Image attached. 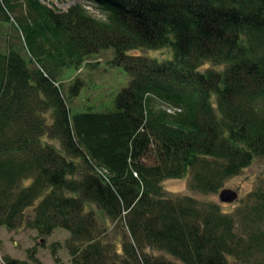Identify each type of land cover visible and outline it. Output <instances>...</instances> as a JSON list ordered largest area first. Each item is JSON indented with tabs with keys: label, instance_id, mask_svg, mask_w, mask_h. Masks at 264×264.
<instances>
[{
	"label": "trees",
	"instance_id": "trees-1",
	"mask_svg": "<svg viewBox=\"0 0 264 264\" xmlns=\"http://www.w3.org/2000/svg\"><path fill=\"white\" fill-rule=\"evenodd\" d=\"M73 1L0 0V228L66 230L73 264H264V182L234 215L163 189L190 174L216 194L264 158V0ZM107 50L128 85L74 111L67 73ZM88 205L122 228L121 252Z\"/></svg>",
	"mask_w": 264,
	"mask_h": 264
},
{
	"label": "rangeland",
	"instance_id": "rangeland-1",
	"mask_svg": "<svg viewBox=\"0 0 264 264\" xmlns=\"http://www.w3.org/2000/svg\"><path fill=\"white\" fill-rule=\"evenodd\" d=\"M84 1V0H83ZM51 5H56L58 9L64 11L74 4L73 0H48ZM86 9L98 18L104 17L102 10L95 8L93 4L85 1ZM136 54L149 58H156L159 61L168 60L172 57L169 48L161 50L137 51ZM113 52L103 51L90 57L86 65L81 69L68 72L63 81L67 89L76 80L82 82L80 95L71 100V108L77 112H85L88 108H94L96 111L105 110L113 106L118 93L129 83V77L121 68L113 67L110 61L113 59ZM213 66L210 63L202 67L204 72ZM60 149V144L56 141H48ZM264 182V158L255 157L250 166L243 169L236 177L226 181L223 187L216 194H201L191 188V175L187 174L183 179H171L163 182V189L168 196L191 197L200 203H212L220 207L225 214L234 215L235 212L243 206L250 193L261 187ZM229 189L237 193L238 198L232 204L221 203L219 194L222 190ZM88 210L95 212L97 219L105 229L109 241L117 245L121 252L122 246V228L115 221L106 219L104 214L94 205H88ZM34 208L27 210V216L32 217ZM25 220L21 228L10 231L5 227L0 228V264H4V258L10 257L16 260L25 261L27 264H73L70 255L65 248V242L70 234L63 229H56L50 236H42L37 229L27 226ZM153 257H163L169 261L174 259L163 252L148 249L146 251ZM33 256L34 259H31Z\"/></svg>",
	"mask_w": 264,
	"mask_h": 264
},
{
	"label": "water",
	"instance_id": "water-1",
	"mask_svg": "<svg viewBox=\"0 0 264 264\" xmlns=\"http://www.w3.org/2000/svg\"><path fill=\"white\" fill-rule=\"evenodd\" d=\"M237 198V193L229 189H224L219 194V200L221 203L232 204Z\"/></svg>",
	"mask_w": 264,
	"mask_h": 264
},
{
	"label": "bare ground",
	"instance_id": "bare-ground-1",
	"mask_svg": "<svg viewBox=\"0 0 264 264\" xmlns=\"http://www.w3.org/2000/svg\"><path fill=\"white\" fill-rule=\"evenodd\" d=\"M66 10H64V11H66ZM163 108L165 110H167V112L172 113V114H174V113L179 111L178 108H176V107L174 108V105H171V104H164ZM178 180H180V179H178Z\"/></svg>",
	"mask_w": 264,
	"mask_h": 264
}]
</instances>
